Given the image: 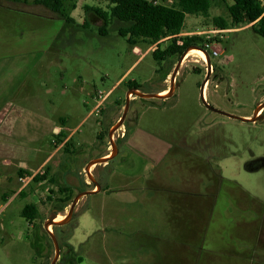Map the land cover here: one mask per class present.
<instances>
[{
    "label": "rangeland",
    "instance_id": "rangeland-1",
    "mask_svg": "<svg viewBox=\"0 0 264 264\" xmlns=\"http://www.w3.org/2000/svg\"><path fill=\"white\" fill-rule=\"evenodd\" d=\"M35 1L0 0V264L52 262L43 224L69 209L58 188L73 198L96 189L84 168L110 156L107 133L122 115L127 83L154 94L168 73L167 90L179 59L158 71L156 44L133 48L118 22L100 35L103 21L92 9L107 11L108 0H62L71 23ZM231 3H212L207 17L187 15L181 36L203 39L190 51L208 46L205 101L248 119L242 115L252 117L264 103V39L250 25L219 32L212 18L230 23ZM206 63L184 58L168 99L130 96L112 137L116 155L90 168L100 191L79 200L67 225L50 228L56 264H264V214L253 210L264 206V107L254 122L207 110L199 95ZM99 93L107 98L91 113ZM52 126L73 133L68 153L54 144ZM46 167L52 182L21 189L19 169L35 175ZM27 204L38 210L31 225L21 217Z\"/></svg>",
    "mask_w": 264,
    "mask_h": 264
},
{
    "label": "trees",
    "instance_id": "trees-1",
    "mask_svg": "<svg viewBox=\"0 0 264 264\" xmlns=\"http://www.w3.org/2000/svg\"><path fill=\"white\" fill-rule=\"evenodd\" d=\"M217 1L226 4L228 0H173L170 6L147 0H108L107 11L92 10L103 21V26L99 29L100 35H106L109 22L114 21L121 24L117 29L118 35L125 38L126 42L133 48L139 43L156 44V48L151 52V55L153 60L160 65L158 70L160 71L163 63L169 62L173 58H179L188 47L203 40L196 36H181L186 16L207 17L212 3ZM35 2L56 14L65 23L72 22L71 18L64 13L62 0H36ZM231 2L227 6L230 23H227L221 17H214L212 18L213 25L220 30H227L229 27L239 28V25H250L253 32L264 39V6L261 2L259 0H231ZM85 9L90 10L87 7ZM163 40L168 41L164 48L160 46L164 42ZM200 49H206V47L203 46ZM167 76L168 73L163 76V80ZM127 89L141 90L140 86L134 81L127 83ZM66 137V134L60 131L55 136L56 141L54 144L58 146L63 143L61 149L68 153L72 145L70 139L64 142ZM25 174L32 175L31 173H26L22 168L19 169L18 177ZM48 175L49 169L46 167L43 172L33 175L32 182H41L47 178L52 182L51 177ZM238 191L242 193L239 189ZM58 192L61 197L59 203L63 204L62 208L70 206L73 200L70 189L59 187ZM254 207L264 208V206L258 204H254ZM37 214L38 210L34 204H27L21 210V217L29 225L35 221ZM53 228L56 232L58 227ZM31 246L36 254V245L32 243Z\"/></svg>",
    "mask_w": 264,
    "mask_h": 264
},
{
    "label": "water",
    "instance_id": "water-1",
    "mask_svg": "<svg viewBox=\"0 0 264 264\" xmlns=\"http://www.w3.org/2000/svg\"><path fill=\"white\" fill-rule=\"evenodd\" d=\"M190 49H193L192 47H188L184 52L183 54L179 57L177 63L175 64V67L170 75V79H169V88H168V92L166 95L164 96H160L159 94H148V93H143L139 90H136V89H129L127 92H126V95H125V103H124V107H123V112H122V115L121 117L119 118L118 122L115 124V126H113V128H111L109 131H108V138H109V144L111 146V155L107 158H101V159H94V160H91L90 162H88L84 168V173H85V176L87 177V179L90 181L91 184L94 185V188H96L95 190H91V191H83V192H79L72 200V203L70 204L69 206V209L66 213V215L64 216V218H62V220H60L59 222H54V220L57 218L56 214L55 213H51L50 216L48 217V220L43 224V228L46 232V234L49 236V238L51 239L52 243H53V246H54V251H55V255H54V258L52 260V262L50 264H56L58 259H59V255H60V249H59V245H58V242L53 234L52 231H49L48 229L51 228V227H62V226H65L67 225L73 214H74V210H75V207L76 205L78 204L79 200L83 197H87V196H91V195H94L96 193H98L100 191V186L97 184V182L93 179L91 173H90V168L92 166H95V165H102V164H105L107 163L109 160H111L115 155H116V147H115V144L112 140V137L113 135L115 134V132H117L122 126H123V122L126 118V115L128 113V110H129V105H130V96H135L136 98L138 99H145V100H165V99H168L170 98L173 93H174V89H175V80H176V76L179 72V69H180V66L182 64V61L186 55V53L190 50ZM195 49H198L200 51H202L205 55V58H206V62H207V70H208V73L205 75L204 77V80L200 86V92H199V95H200V99H201V102L203 104V106L209 110L210 112H213V113H216L218 115H221V116H224V117H227L229 119H233V120H238V121H241V122H247V121H250V122H254L256 120H258L260 117H258V114L259 112L262 110V108L264 107V103H262L253 113V116L248 120V119H242L240 117H237V116H234V115H231V114H228V113H225L223 111H220L218 109H215L213 108L212 106H210L206 101H205V98H204V87L206 85V83L208 82L209 80V69H210V58H209V54L204 51L203 49H200V48H195ZM155 50V49H153Z\"/></svg>",
    "mask_w": 264,
    "mask_h": 264
},
{
    "label": "crops",
    "instance_id": "crops-1",
    "mask_svg": "<svg viewBox=\"0 0 264 264\" xmlns=\"http://www.w3.org/2000/svg\"><path fill=\"white\" fill-rule=\"evenodd\" d=\"M136 49V48H135ZM134 49V50H135ZM166 83H167V81H166V79L165 80H163V82L161 83V85H160V88L154 93V94H159V93H162L165 89V85H166ZM168 88H169V86H168ZM204 97H205V99L207 100V87H204ZM262 100H264V96L262 97ZM92 111L93 110H91L90 112L92 113ZM213 113V112H212ZM90 114V113H89ZM88 114V115H89ZM242 117H244V118H250L251 116L250 115H242ZM63 132L62 131V129L61 128H58V127H54V126H52L51 127V129H50V134L55 138V136L59 133V132ZM72 135H73V133L71 134V135H69V136H67L66 137V139L64 140V142H66L70 137H72ZM124 138V137H123ZM72 139V138H71ZM63 145V143H61L60 145H58L57 147L58 148H60L61 146ZM105 157V155H97L96 157H95V159H101V158H104ZM5 162H8L9 164H7V165H11V161L9 160V159H4V163ZM45 162L46 161H44V163L43 164H45ZM22 163L21 162H19V164L18 165H21ZM24 164V166L26 167V164L25 163H23Z\"/></svg>",
    "mask_w": 264,
    "mask_h": 264
},
{
    "label": "built area",
    "instance_id": "built-area-1",
    "mask_svg": "<svg viewBox=\"0 0 264 264\" xmlns=\"http://www.w3.org/2000/svg\"><path fill=\"white\" fill-rule=\"evenodd\" d=\"M219 32H224V31L223 30H219ZM202 33H206V32H201L198 35H200ZM207 48H208V46H206V49ZM206 49H203V50L206 51ZM215 55H216L215 53L212 54V56H215ZM209 57H210V55H209ZM203 62H205V61H203ZM106 98H107V95H103L101 93H99L97 95V97L94 99V101H96V105H95L92 113L99 111V109L103 106ZM32 178H33V175H31V176H27V175L19 176L17 181L21 185V189L25 188L32 181Z\"/></svg>",
    "mask_w": 264,
    "mask_h": 264
},
{
    "label": "bare ground",
    "instance_id": "bare-ground-1",
    "mask_svg": "<svg viewBox=\"0 0 264 264\" xmlns=\"http://www.w3.org/2000/svg\"><path fill=\"white\" fill-rule=\"evenodd\" d=\"M191 50V49H190ZM188 51L187 53H186V57H184V58H189V57H197V58H200L202 61H205V55H204V53L202 52V51H198V50H194V51ZM184 60V59H183ZM167 92H168V89L167 90H164L162 93H160L159 95L160 96H164V95H166L167 94ZM60 220H62L61 219V217H57L55 220H54V222H59ZM49 231H51L50 230V228L48 229Z\"/></svg>",
    "mask_w": 264,
    "mask_h": 264
},
{
    "label": "flooded vegetation",
    "instance_id": "flooded-vegetation-1",
    "mask_svg": "<svg viewBox=\"0 0 264 264\" xmlns=\"http://www.w3.org/2000/svg\"><path fill=\"white\" fill-rule=\"evenodd\" d=\"M210 58V57H209ZM206 74L208 73V70H207V68H208V66H207V63H206ZM211 69H212V66H211V64H210V69H209V73L211 72ZM209 76H210V74H209ZM160 94V93H159ZM260 113V112H259ZM259 115V114H258ZM251 118V117H250ZM250 118H248V119H250ZM116 133V132H115ZM108 134V133H107ZM99 140V139H98ZM100 141H103L102 139L100 140ZM117 142H118V140H117ZM109 143V142H108ZM103 145V144H102ZM110 148H111V146H110ZM110 155H111V153H110ZM107 157H109V156H107ZM107 157H104V158H107ZM262 164L264 165V160H262ZM94 186V185H93ZM258 209H260V211L264 214V208H258ZM258 209H257V207H255V209H253L255 212H256V214H257V212H258ZM248 258H246V260H247ZM246 264V263H245Z\"/></svg>",
    "mask_w": 264,
    "mask_h": 264
}]
</instances>
